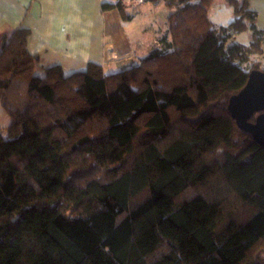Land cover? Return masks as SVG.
<instances>
[{
  "label": "trees",
  "instance_id": "trees-1",
  "mask_svg": "<svg viewBox=\"0 0 264 264\" xmlns=\"http://www.w3.org/2000/svg\"><path fill=\"white\" fill-rule=\"evenodd\" d=\"M160 1L162 48L113 74L39 73L30 30L2 39L0 264H264V148L227 111L259 70L257 14L226 0L216 28L213 0Z\"/></svg>",
  "mask_w": 264,
  "mask_h": 264
},
{
  "label": "crops",
  "instance_id": "crops-1",
  "mask_svg": "<svg viewBox=\"0 0 264 264\" xmlns=\"http://www.w3.org/2000/svg\"><path fill=\"white\" fill-rule=\"evenodd\" d=\"M101 2L0 0V46L2 39L14 30L26 28L30 30L27 48L38 57L39 73L60 66L69 75L82 71L87 64H95L104 74H113L136 66L152 51L145 44L160 42L166 34L162 1L145 0L136 8L125 9V20L116 10L102 12ZM139 42L145 46L139 48ZM9 123L0 105V130Z\"/></svg>",
  "mask_w": 264,
  "mask_h": 264
},
{
  "label": "water",
  "instance_id": "water-1",
  "mask_svg": "<svg viewBox=\"0 0 264 264\" xmlns=\"http://www.w3.org/2000/svg\"><path fill=\"white\" fill-rule=\"evenodd\" d=\"M227 111L238 129L264 148V72L252 70L245 86L227 103ZM254 116V121L250 119Z\"/></svg>",
  "mask_w": 264,
  "mask_h": 264
},
{
  "label": "rangeland",
  "instance_id": "rangeland-1",
  "mask_svg": "<svg viewBox=\"0 0 264 264\" xmlns=\"http://www.w3.org/2000/svg\"><path fill=\"white\" fill-rule=\"evenodd\" d=\"M247 3H248L247 5L248 8H250L253 11L255 10V12L257 13L256 25L260 26L264 32V0H247ZM160 10L165 13V15L163 14L162 15L164 19H166L165 17H167L169 13V9L165 7L163 4ZM158 12L159 11H157L156 14H158ZM208 14L210 21L214 27L216 28L225 27L232 21L233 8L227 4L226 0H213ZM250 35L251 33L248 30H245L240 33H235L233 34L230 42L247 46L249 45L251 40ZM145 45L147 46V48L150 47L148 48L149 50L162 48V45L160 42H158V40H152L151 42H148ZM145 45L142 42L138 43L139 48H142V46ZM251 64H256L258 67L257 69L264 71V38L261 44V52L258 54H250L248 58V62L243 64L242 67L245 70H247L250 68Z\"/></svg>",
  "mask_w": 264,
  "mask_h": 264
},
{
  "label": "built area",
  "instance_id": "built-area-1",
  "mask_svg": "<svg viewBox=\"0 0 264 264\" xmlns=\"http://www.w3.org/2000/svg\"><path fill=\"white\" fill-rule=\"evenodd\" d=\"M121 3L125 9H132L143 4L144 0H122Z\"/></svg>",
  "mask_w": 264,
  "mask_h": 264
}]
</instances>
